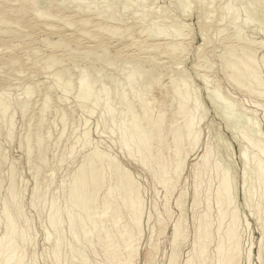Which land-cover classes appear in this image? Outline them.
I'll use <instances>...</instances> for the list:
<instances>
[{
    "label": "rangeland",
    "instance_id": "1",
    "mask_svg": "<svg viewBox=\"0 0 264 264\" xmlns=\"http://www.w3.org/2000/svg\"><path fill=\"white\" fill-rule=\"evenodd\" d=\"M0 1H1L0 7H3L2 9H3V11H5V12L0 11V20H1L0 21V65H1L0 66V92L1 91L3 92L4 91L3 89L6 90L5 92L8 91L7 94L10 92L9 93L10 96L9 95L8 96H9V99L12 101L11 102L9 99L6 100L8 102V104L11 103V104H9V106L10 105L11 106H10V108H9V106L7 107L8 112H7V110L5 111L6 114L5 113H4L5 115L3 114V118L7 115H8V117L7 118L5 117L6 119L5 118L3 119L2 114L0 113V151H1L0 152V180H1L0 181V187H1L0 188V236L5 231V230H3V229H5L4 228L5 215L2 213V207H3L2 205L4 204L5 199H7V196H8L7 194H9V185H10L9 179L14 178L13 180L16 181L15 186L17 187L16 188V192H17L16 196L17 197L15 196L16 198L12 199V204H14V202H15L14 199L15 200L17 199V202L13 206V208L15 210L13 208L12 209H13V214L15 213L16 215L15 214L14 215L16 217L18 216L17 214L19 212H20L19 216H21L18 218V220L16 219V221H17L16 223L18 224V225L17 224L16 225H17L18 229L20 228V229L25 230V232L27 231L26 233H28V236L31 239V240H29L30 242L26 243V245H27V246L25 245L26 248L25 247L23 248V251H22V252H24L23 253V259H22L23 261L20 262L19 264H32L34 260H35L34 263H36V264H44V263L45 264H54V263L55 264H59V263L60 264H74V263L75 264H81V263L82 264H84V263H86V264H88V263L89 264H102V263L103 264H109V261L106 259L105 254H103L104 247L100 243H98L97 240H95L96 237H93L89 241V243L91 241H92V243L89 244V243H87L88 241L83 242V238H82L84 236L83 231L77 230L79 232H76L77 234L74 233V234H76L75 236L70 235V232H67L68 231L67 227L69 225V222H68L69 219L67 220L68 216L71 215L70 216L71 218H73V217H75L76 219L78 218V212L74 209V207L71 203V199L69 198L70 194L68 193L69 192L68 186H70L71 183L73 182L72 177L74 178V176L77 175L75 172H77V169H79V164H80V166H81V164L85 165L87 163L85 160H87L88 156L89 155L91 156V154H93V152H96V149H97V152H99L100 155H102V156H100L101 158L99 157L100 165L97 164L96 167L98 166L99 169H103V170H104L103 166L107 167V168L105 167V171L103 172V175H105L106 177L105 176L103 177V175H102L101 179L106 180V178H107L108 179L107 182L108 181H111V182L112 181L113 182L118 181L119 177H117V176H119L120 174L117 172L124 171V172L129 173V175L131 177H133L134 181L136 180L137 184H139L138 185V193L139 192L140 193L138 195H140L139 196V198L141 200L140 203H142L144 208L141 205L142 208H141L140 213H142V215H141V217H139V219L140 220L142 219V220H141V222L138 221L137 228H134V230L136 229L137 231L135 230L136 232L134 231V233H132L133 230L130 231L131 232L130 234L133 235L132 236L133 238H131L132 243L136 245V249H137V251L135 250L136 253H134L135 255H134V258L132 260L133 264H185V262H186L185 260L189 256L188 251L192 248V246L194 244L193 242H195L197 240L196 242H198V244H200L198 239H200V242L202 243L200 245L205 247V248L202 247L203 250H205L204 251V256L206 257L205 264H215L214 261L216 259V255H217L216 243L218 241L217 239L219 238V235L217 234V230L215 229L216 228V222H217L216 221L217 220V213H218V211L216 209L217 207H216V204L214 201L215 200L214 194H215V189H216V185H215L216 184L215 183L216 178L214 177V175L212 173H209L207 175V177L209 176L208 179H207L206 175H204V179L205 180L207 179L208 184L204 183V182H206L205 180L202 181L201 185L198 188V193L196 194L197 197H195V195H193V194H195L194 189H197L196 183H194L196 180H195V177L193 176L194 175L193 174L194 172H192L193 168L191 169V166L193 167L194 162L204 152L206 146L211 151L210 160H212L213 163H216V165L219 166L220 171L223 172V170H221V169H224L225 171H228L227 170L228 168L230 169L226 173L230 172V174H229L230 176H228V177L230 178L231 190H232L231 191V197H232L231 199L233 200L231 206H233L234 208H237V210H238V211L236 210L238 212L237 214L239 216V226H238L239 230H238V232H239V236L241 237L240 256L237 259L236 264H264V256H263L264 254L260 256L257 252V250L260 249V248H258V247H260L259 246L260 242L262 244L264 243V241L262 242V236H264V234H262V232H264V213H263L264 212V202H263L264 199H262V198L264 197L263 196L264 193H263L262 197H260V194L264 190V188H263V190L261 189L262 187L259 188L260 186H258V184H257L259 182H257V180H256V178H257L255 175L256 173L253 174L254 169H252L253 171L251 170V172L249 171L250 168H253V166L250 165L252 163H249L248 167L246 166V168H248L249 172L247 171V174L244 175V177L242 176L243 169L245 167L242 166L243 163L240 160V154L242 153V151L247 150L246 152H247L248 156L249 157L251 156L250 158H252L256 154V152L258 153V151H260L261 149L264 150V148L262 146L264 144V131H263L264 130V110H263L264 109V106H263L264 97L262 98V96H264V95H260L261 93L259 94V92H258L259 89L257 91L256 90L257 87L255 88V86H253L252 82L250 84V81L246 82L243 80L242 82L243 83L245 82L244 84L242 83L243 86H240V87H237L238 85L235 86L236 81L235 80H234L235 82L233 81V79H235V78L233 77V75H230L229 72L227 73V71L224 68V65H225L224 64V62H225L224 58L227 54L229 57V53L226 52L227 46H229V45L230 46L231 45L236 46L237 44L244 43L245 40H247V42L252 41L254 43H256V41H257L256 44H258V45L256 46V48H253V52H254L253 54L255 56L254 59L256 58L255 60L257 62L255 61L253 66H255L254 71L256 69V73H257L256 75H258L257 77L262 78V79H259V81L262 82V86L264 87V68H263L264 62H262L263 61L262 54H264V0H145V1L143 0L144 1L143 4H142L143 1H141V0L140 1L138 0V2H137V0H122V1L121 0H119V1L118 0H108V2H106L107 4L104 3L107 0H104V2H103V0H87V1H85V0H80V1L79 0H70V1L69 0H64V1L63 0H60V1L59 0H50V1H52V3L50 2L47 4H43L44 5V6L42 5L43 7L42 6L40 7L39 4L37 5V3H36L35 7L37 8V6H39V8H37L38 10H43V9L49 8V9L54 11V14L60 15V18L50 17V18H46V19H43L42 17L36 15L32 11V9H30L31 6L27 2L28 0H23V1L0 0ZM65 1H66V4H65ZM82 1H85V4L87 6H89V5L90 6L94 5V6L87 7L86 5H84V3H82ZM60 2H62V3H60ZM70 2H72L75 5H72ZM90 2H91V4H89ZM97 2L99 4H97ZM132 2H137V3H132ZM59 3L61 5L63 3L64 4L62 6H60V5H58ZM94 3H96L97 6ZM108 3H110V4H108ZM124 3L126 5L123 6V8H122L121 5H124ZM102 4H106V6L107 5H109V6L106 7L105 5L103 6ZM133 4H135V5H133ZM146 4H147V6H146ZM225 4L228 5V8H230V9L226 8L227 6ZM80 5H84V6H80ZM178 5H179V7H177ZM137 6L138 7L140 6V8H137ZM19 7L22 11L20 10L18 12L17 8H19ZM23 7H24V9H23ZM81 7H83L84 9H81ZM104 7L108 10L109 9H111V10H109V12H108V10H106ZM114 7H115V9H114ZM176 7H177V9H176ZM224 7H225V11L223 9ZM87 8H88V10H87ZM95 8H97V10ZM121 8H122V10H121ZM143 8H144V11H143ZM6 9H7V11H6ZM25 10H27V11H25ZM94 10L99 11V12L103 11V12L102 13L100 12L101 13L100 14L98 12L97 13L94 12ZM74 11H76V12H74ZM175 11H177V12H175ZM116 12H118V13H116ZM172 12H173V14H172ZM73 13H76V15H75L76 19L80 18L82 16H84V17L87 16L89 21L85 25L79 24L78 22H72L71 24H66L62 18H65L68 15H72ZM105 13H106V15H105ZM114 19H115V21H114ZM247 19H248V21L246 22ZM98 20L101 21L100 23H102V22L104 24L107 23V25L113 24L112 26H116L117 31H114V33H109L107 31H104L101 28H99V26H95L94 21H98ZM44 23L48 24V26H45ZM153 23L154 24L156 23V25H153ZM157 23H160L161 25L157 24ZM153 26H155V27L157 26V27L152 28ZM159 26H160V28H159ZM162 26H164V27H162ZM165 26L168 29L167 28L163 29V28H165ZM148 27H149V30L151 29L150 32L148 30ZM172 27L175 31H176V29L178 31L180 30L179 32L176 31V32H178L179 37L183 33L186 35L183 34L184 37H183V35H181L182 38L180 37V39H179V37H177V38L174 37L175 34H176L175 36H177V33L176 32L173 33L174 30L170 29ZM127 28L128 29L130 28V29L127 30ZM143 28L145 31L143 30ZM160 29H161V31L162 30L164 31V32L162 31L164 33V35L160 31ZM167 30H170V31L168 32ZM171 30H172V32H171ZM151 31H153L154 33ZM148 32H149V34H148ZM167 32L170 34H167ZM151 33H152V35H151ZM158 34H160V37ZM148 35H150L151 37ZM164 36H166L168 39ZM145 37H148V38H145ZM154 37H155V39H157V37H158V39L163 40V41L165 40L166 42L168 40H169V42L179 41L180 43H184L185 45L183 44L182 47H180L181 49H179L180 52L177 51L176 52L177 54L175 56L173 55L174 57H171V58H170V56L172 54L166 53V52L163 53L158 49H146L145 51L138 49V43H140L142 40L143 41L146 40V42H149L150 39L155 40ZM245 37H247V38L245 39ZM41 38H43V39H41ZM59 38H64L63 43H65V45L67 47L66 46H60L58 48H53L51 46V44L49 45L50 42L48 43V41L54 42ZM169 38H171L172 40H170ZM45 39L48 41H46ZM97 41H100L99 44L101 46L106 45V44L109 46V49L104 53L107 60H103V62H101V60L99 58L96 59L94 57L95 55L86 56V54H84V52L87 50L88 46H93L95 42L97 43ZM185 41H186V43H185ZM6 46H8V48H6ZM10 46H12V47H10ZM49 46L53 49H51ZM71 46H73L74 49L71 50ZM236 48H237L236 50H238V46H236ZM33 49H35L34 50L35 52L33 51ZM51 54L56 55V57L58 56L57 57L58 59H60L61 56L63 57V58H61L63 61L61 63V65L66 68V71L64 70V71L58 72L57 69L55 68V66H51V65H48L46 63V61H45V60H47L46 58ZM127 54L136 55L133 58V60H135V61H136V59L144 58L143 59L144 62L141 61V63L139 64L133 60L127 61L126 60ZM14 58L18 59V60H15ZM10 60L12 61L13 64H9V63H11ZM87 60H88V63H87ZM99 60H100V62H99ZM13 61L14 62L17 61V62L14 63ZM105 61H107V62H105ZM144 63H145V65H144ZM152 63H158V66L152 68V69H154L153 71H152V69H150L152 67L151 65H153ZM148 69L151 70L152 72L147 71ZM95 70H96V72L98 71L99 74L94 73ZM144 70H145V72H144ZM82 71H84V72H82ZM90 73L92 75H90ZM145 73H146V75H149V74H151V75H149V77H148L145 75ZM86 74H87V76L89 75V77H87ZM80 76H85V78L87 77L86 79L90 82V87L92 90L91 93L93 94L92 98H90L91 100L88 99L89 101L86 100V102L82 101L81 99L75 98V96L77 97V93H78V89H79V86H78L79 80L81 78H83ZM106 76H108V77H106ZM186 76L188 77L187 79L185 78ZM150 77L151 78L153 77L154 81H153V78L150 79ZM181 77L184 79V81L188 80V81H186V84H187L186 87L188 89L187 88L186 89H187L189 99L191 100V101L189 100V106L188 107H189L190 111L192 110L193 114L197 117L195 119L200 118V122L198 124L199 126L197 125L198 126L197 130L199 129V133H201V135H199L200 141L198 142L196 147L193 149L192 152H190L186 156V159H184V162H185L184 168L181 169V172H180L181 174H179V176L177 177V179H176L177 181L174 180V184H175L174 186L175 187L172 189L171 193L168 196V201L165 203V197H164L165 196V186H163L165 184H164V180L162 179L164 177H160L161 179L156 177V178H158V180H156V178L153 177V176H157V175H155L156 172L154 170L150 169L151 164L149 161H147L149 163H147V162L146 163L150 165L149 166L150 168L146 167L148 165H145V164L141 165L140 162L136 160V158H132V157L128 156L127 154H125V153H127V151H126V148H125L126 152L124 151V146L122 145V142H123L122 138L124 135L126 136V134L128 133L126 129L130 130V128H129L130 123L129 122H130V119H132L131 115H133V113L138 114L140 112V109H138V107L140 108L141 100H146L148 102L150 101L149 107L151 110L150 113H152L151 115L154 116V115H158L159 113L162 114L161 115L163 117V119H162L163 123L162 124L165 123L164 125L166 126L165 127L166 130H164L165 129L164 127H162V129L164 128L163 130L161 129L162 132H165V133H162V135H163L162 137L165 138V140L169 139V136L167 134V131H168L167 128H169V126H170V123L172 121V116L175 112V108L177 107L176 105L178 102L176 97L171 93L173 91H171L170 86L179 87V85H180V88H183L184 90H186L185 87L182 86L183 80ZM113 78H114V80H113ZM115 79L116 80L118 79V80L116 81ZM132 80L135 83V84H133V88L130 87V85H129V82ZM155 80H156V84H155ZM70 81H71V83H70ZM136 81H137V83H136ZM66 82L70 83V85L68 83V85H69L68 87H67ZM175 82H177V83H175ZM210 82H212V83L210 84ZM215 83H216V85H215ZM91 84H92V86H91ZM146 84L148 85L146 87L147 89L145 88L146 90L143 88L140 89L142 86H145ZM93 85H94V87H93ZM136 85L138 86L141 93L140 92L137 94L135 93V92H137V87H134ZM100 86H101V88H100ZM103 86H104V88H103ZM113 86H114V88L116 86L117 88L120 87L122 89H119V88L114 89V88H112ZM128 86H129V88H128ZM217 86L220 87L221 89L220 88L218 89ZM251 86H253V87H251ZM27 87H31V90H30V94L28 96H25L22 92H24V90ZM94 88H95V90H93ZM134 88H136V89H134ZM215 88L217 89V91H215ZM102 89L103 90L106 89V92L108 93V95L107 94L105 95V94H103L105 92H102V94L105 95V96H103L100 93L101 91H103ZM48 90H49V94H50V102H47V106H46V103L43 102L44 100L42 98H44L43 94ZM97 90L100 91L99 94H98ZM116 90H118V91H116ZM211 90H213L214 93ZM220 90L222 91V93ZM64 91H66V92H64ZM133 91H135V92L133 93ZM142 91L144 93H146V94H144V96H142L143 95ZM167 91H168V93H167ZM262 91L264 92V88ZM119 92H121V94L125 92L126 95L124 94V96H125V98H123L124 100L120 99L119 98L120 96L118 97V95L120 94ZM116 93H117V95H116ZM147 93H149V94H147ZM215 93L217 95L216 100L214 97V96H216ZM249 93H253V94H249ZM95 94H96V96H94ZM140 95L142 97H140ZM209 95L211 97H209ZM223 95L226 98L228 96L229 100H228V98L227 99L224 98ZM111 96H113V97L111 98ZM219 96H221L220 98L223 97L224 99H226V101L221 100L219 98ZM95 97H97L96 99H98V100H96ZM116 97H117V99H116ZM172 97L174 99H172ZM99 98H101V99L99 100ZM153 98L156 101L155 103H154V101H152ZM209 98H212V101L209 100ZM199 99H200V101H199ZM92 100L93 101L96 100L97 102L96 101L93 102ZM104 100H105V102L103 103ZM138 100H140V101H138ZM192 100H193V102H192ZM217 100H219V104H217L218 103ZM230 100H232V101H230ZM79 101H82V102H79ZM107 101L109 103H107ZM229 101L232 103L234 102V103L229 104L228 103ZM119 102H121V103H119ZM168 102H170V104H168ZM213 102H216V103H214V105L217 104L216 105L217 110L215 109L216 106L213 105ZM257 103L259 104V106L256 105ZM109 104H111V105L109 106ZM239 104L242 105L243 107L245 106L244 108H246L248 110L254 111V113L252 112V114L249 115V117H247L248 115L244 116V113L242 114V112L240 110L238 111V109L240 107ZM103 105L106 107V109L108 108L107 110L109 112H111V114L109 112L107 113V111ZM220 105H221V107H220ZM232 105H234L235 107H237V105H238L239 107H237L238 109L237 108L235 109ZM226 106H227V108H226ZM86 107H87V109H86ZM90 108L93 109L94 111H92V113L89 114L88 111ZM130 108H131V111L129 110ZM193 108H196V109H193ZM220 108L225 109L226 112ZM109 109H115V110L110 111ZM231 109L233 110V112ZM102 111L103 112L105 111V113H103ZM113 111L116 112L115 115L119 116V118H117V116L114 115ZM221 111H224V112H221ZM61 112H63V113L65 112L66 114L63 116L62 115L63 113H61ZM236 112H237V114H236ZM238 112H239V115H238ZM41 113H42V117L40 115ZM163 113H164V115H163ZM220 113H222L223 116ZM233 113L236 116H234ZM226 114L228 116L230 115L231 117L230 118L227 117ZM101 115H103V116H101ZM113 115H114V117H113ZM120 115H122V116L120 117ZM220 115L223 117V119H221L222 117ZM61 116L63 117V120H62ZM110 116H112L114 119L115 118L116 119L115 120L113 118L109 119ZM130 116H131V118H130ZM234 117H236V118H234ZM256 117H258V118H256ZM9 118L12 120V126H11L12 128L7 127L9 124L8 122L10 121ZM121 118H123V119H121ZM177 118H180V119H177ZM233 118L236 121H233L234 120ZM239 118H241V119H239ZM181 119L182 118L177 115L176 119H174V120H176V122H179ZM65 120H66V122H65ZM221 120H225V121L227 120L226 122H228L229 124L227 125V123H225V121H221ZM85 121H86V123H85ZM126 121L128 124L122 123V122H126ZM247 121H249V123ZM28 122H29V126H28ZM118 122H121V123H118ZM234 122H236V123H234ZM238 122H239L240 127H239V125H237ZM250 122H251V124H250ZM232 123L236 124V125L232 126L233 125ZM243 123L247 124V125H244ZM255 123H257V124L255 125ZM230 124H232L231 128H230ZM252 124L255 125L256 128ZM121 125L124 127V129H121V127H122ZM197 126H195V127H197ZM225 126L229 132L226 131ZM236 126H237V128H236ZM245 126H247V127L245 128ZM227 127H229V128H227ZM233 127H235V128H233ZM9 128H11L10 129V135L8 134L9 131L7 132V129H9ZM229 129L230 130L235 129V130L230 132ZM258 129H260V130H258ZM85 130H86V132H85ZM82 132L85 136H87V135L88 136L85 137L82 134ZM238 132H239V134H238ZM241 132H243L245 134L248 133V134L245 135ZM35 134H36V136H39L38 138L40 140H41V137L43 136V138H42L43 140H41L40 144H39L42 147L38 146V144L36 145L35 139L37 137L35 136ZM257 134H259V135H257ZM127 135H129V134H127ZM81 136L82 137L84 136L85 138L83 137L84 138L83 139ZM30 137H31V139H30ZM251 137H252V139H251ZM28 138L30 139V141ZM249 139H251V140H249ZM83 140H84V143L86 145L85 144L83 145V143H82ZM251 141L253 144H254V142H256L254 145L258 149H256L253 144L249 145V143ZM220 142H221V144H220ZM26 143H28V144H26ZM120 143H121L122 147H120ZM222 143H223V145H222ZM252 145H253V147H252ZM257 145L260 147V149ZM29 146H31V147H29ZM26 147H28L29 151L26 149ZM32 148H33V150H32ZM71 148L73 149V151ZM120 148L121 149L123 148L122 149L123 151ZM153 148L156 149V146H153ZM227 148H228V150H227ZM245 148H246V150H245ZM91 150L92 151L94 150V151L92 152ZM250 150H252V151H250ZM256 150H258V151H256ZM26 151L27 152L31 151V152L27 153ZM40 152H41V155H43L42 159H43V162L45 164L43 162L39 161ZM152 154H153V152H152ZM155 154L156 153L154 152V155ZM260 155H261L262 160L264 161V157H262V155H264V152L263 151L260 152ZM103 156H105V157H103ZM227 156H228V158H227ZM113 158L116 159V160L114 159L116 162L113 161ZM106 160L108 162H106ZM102 161H105L107 163V165H105L106 164L105 162L103 164ZM117 161H118L119 166L117 165ZM263 161H261V162H263ZM84 162H86V163H84ZM226 163H228V164L226 165ZM101 164H103V165H101ZM111 164L112 165L116 164V165L112 166ZM10 165H12V166H10ZM109 165L112 166L111 170H110ZM98 168H97V170H99ZM152 168H153V166H152ZM116 169H119V170L117 171ZM10 170H11V172H10ZM30 170H31V173H30ZM112 170H114V171L112 172ZM85 171L88 175L90 170H85ZM34 172H36V173H34ZM49 173H51V174H49ZM249 173H251V174H249ZM74 174H76V175H74ZM110 175H111V177L113 176L112 177L113 180H112V178H110ZM231 175H233V176H231ZM248 175H249V177H248ZM250 175H252L251 176L252 178H250ZM16 176H18L17 179L15 178ZM48 176H50V177H48ZM245 176H247L248 179H247V177L245 178ZM70 177H71V179H70ZM213 178H214V180H213ZM231 179H232V181H231ZM178 180H179V182H178ZM208 180H209V182H208ZM246 180H248V181H246ZM19 181H21V182H19ZM101 181H102L101 183L103 186L98 187L99 191H97L98 189L96 190L98 194L97 193L95 194L96 191L93 193L94 196L98 195L97 197L95 196L96 198L94 197L95 199H93V202H92V204H94L93 208H95V209H93V211L94 210L98 211V212H96V214L100 213L99 209H97V208L99 207L100 202L102 201L103 194H105L104 192L109 190L110 188H111L110 189L111 191H115V188L112 187V185L114 184L113 186L116 187L115 184L118 183V182H115V183L110 182L111 183L110 184L109 182L105 183V181H103V180H101ZM157 181L161 182V184ZM162 181H163V183H162ZM170 181H172V180H170ZM210 181L213 184L212 183L209 184ZM244 181H246V182L244 183ZM35 183L38 185V190H39L38 195H36V196L33 195V192H32L33 188L35 187ZM103 183L106 186H104ZM12 184L14 185V183H12ZM39 185L41 187H39ZM185 185H186V187H185ZM193 185H195V186H193ZM208 185H210V186H208ZM47 186H48V188H47ZM108 186H109V189H107ZM200 187H202V188H200ZM203 188H204L205 192H204ZM209 189L211 191H209V193H207ZM259 189H261V190L259 191ZM199 190H200V192H199ZM180 191H186V192H184L185 196L182 195V196H184V197H182V199H183L182 207H181V204H180V206H178L179 204L177 202H176L177 204H175V202H174V201L178 200L177 197H180V195H179ZM246 191H247V194H246ZM45 192H46V194H45ZM200 194H201V196H200ZM248 194H249V196L250 195L252 196V197L250 196L252 199L250 201H247L245 199ZM45 196H46V198H45ZM257 196H258V198H260L259 200H261L262 202L259 200H256V199H258ZM38 198H39V200H38ZM97 198L98 199L100 198L99 201H97ZM198 200H199V202H198ZM207 200L211 203H209V202L207 203ZM38 201H40L41 203ZM51 202H55V207H58V209L55 208L56 211L54 210L56 215L61 211V213H59V216H57L58 217L57 218L58 223L56 222L55 225H53L54 224L53 222H51V223H53V224H51L47 218L48 212H49L48 210H50ZM17 203H18V205H17ZM250 203H251V205H250ZM255 203H257V206ZM45 204H46V206H45ZM95 204L96 205L98 204V205L95 206ZM214 204H215V206H214ZM21 205H22V207H21ZM59 205H60V207H59ZM63 205H65V206H63ZM69 206H70V208H69ZM37 207H39L40 209L39 208L36 209ZM64 207H67V208L64 209ZM153 208H155V209H153ZM165 209L168 210L169 212L166 213ZM207 209H209L210 211H208ZM67 210H70V211L73 210V211L70 213V211L68 212ZM155 211L157 214L155 213ZM205 211L209 213V214L207 213L209 216L207 218H208V221H211V222H209L210 225L212 224L209 228V230L212 231V234H210L212 237L209 240L210 242L203 244V242H202L203 239L200 237L201 236L200 235V233H201L200 227L201 226H198V225H200L198 219L201 217L200 215L201 214L203 215V213ZM22 212H24V213H22ZM65 212L66 213L68 212L67 216H66ZM23 214H25V215H23ZM72 214H74V215L72 216ZM262 214H263V216H262ZM128 215L129 214H127V213H125L123 215V218L120 220L121 223L120 222H119L120 224L118 223V227H117V225L111 226L112 224L110 223V221L104 223V225L111 227L113 236H115V235L118 236V233H119L118 228H120L122 226V224H124L126 221L129 223L131 220V218H129L130 216L128 217ZM59 217H61V218H59ZM181 217H183V218L181 219ZM177 219H181L183 221V223H184L183 230H186V231H183L184 235L181 236L182 239L178 242V244H177L178 247L176 246L177 249H175L176 250L175 257L176 256L177 257L176 258L173 257L175 259L171 260L172 258L171 257L169 258V256H171V253H172L171 251H173L172 250L173 245H171L172 240H173L172 239V236H173L172 231L174 228V224L177 222ZM244 220H245V222H244ZM158 221H162V226L163 225L165 226V228L162 230L161 233H159V226L160 225L158 224ZM197 223H198V225H197ZM19 224H20V226H19ZM27 224H29V225H27ZM59 224H61V226H59ZM52 225H53V227H52ZM245 225H246V227H245ZM115 227H116V230H118V231L114 230ZM26 228L27 229L29 228V229L27 230ZM197 228H198V230H197ZM30 229H31V231H29ZM47 230H48V232H47ZM199 231H200V233H197ZM54 232H56V233H54ZM47 233L49 234V236H47L48 235ZM60 233L63 236L65 234L66 235L64 236L65 239H63L64 238L63 236L61 237L62 238V244H61L62 248H60V250L57 254L58 255V257H57V255H55L52 252H53V246L55 243L54 241H55L57 235H59ZM137 233L139 234V236L137 235ZM54 234H56V235H54ZM131 235H130V237H131ZM52 236H53V238H52ZM72 236L74 239H76V241L72 238ZM184 236H185V238H184ZM47 237L49 239H47ZM32 238H34V239H32ZM66 239H69V240H66ZM259 240H260V242H259ZM135 241H136V243H135ZM77 244H79V245H77ZM42 245H43V247H42ZM101 246H102V248H100ZM69 248L70 249L72 248V250H70ZM47 249H48V251H47ZM94 249H95V251H94ZM250 249H251V252H250ZM28 250H29V252H28ZM64 251H66V253ZM72 251H73V254H72ZM77 252H78V254H77ZM64 253H65V255H64ZM24 254H26V255H24ZM53 255H55V258H59V260L61 258V260L57 261L56 259H54ZM247 255H248V258H250V259L246 258ZM63 258H64V260H63ZM79 258H80V260H78ZM121 258H123V256ZM193 258H194V256H193ZM29 259L32 263L31 262L28 263ZM52 259H54L53 262H52ZM75 259H76V262H75ZM81 260L82 261L85 260V261H83L84 263ZM0 261H1V259H0ZM168 261H169V263H168ZM193 263L196 264L195 260H193Z\"/></svg>",
    "mask_w": 264,
    "mask_h": 264
},
{
    "label": "bare ground",
    "instance_id": "2",
    "mask_svg": "<svg viewBox=\"0 0 264 264\" xmlns=\"http://www.w3.org/2000/svg\"><path fill=\"white\" fill-rule=\"evenodd\" d=\"M15 1H17V0H15ZM18 1H23V0H18ZM49 1V2H48ZM60 1V0H59ZM58 1V2H59ZM64 1V0H63ZM62 1V2H63ZM70 1V0H69ZM80 1V0H79ZM85 1H87V0H85ZM85 1H82V3H84V5H86L85 4ZM119 1V0H118ZM122 1V0H121ZM140 1V0H139ZM141 1H143V0H141ZM145 1V0H144ZM144 1L142 2V4L144 3ZM1 2V1H0ZM29 4H30V9H32V11L36 14V15H38V16H40V17H42L43 19H46V18H50V17H54V18H60V15H57V14H54V11L53 10H51V9H49V8H47V9H43V10H38L37 8H39V6L41 7L43 4H47V3H52V1H50V0H28L27 1ZM34 2V3H33ZM62 2H60V3H62ZM68 2V1H67ZM74 2V1H73ZM89 2V1H88ZM103 2H104V0H103ZM106 2H108V0L107 1H105L104 3H106ZM130 2V1H129ZM137 2H138V0H137ZM137 2H132V3H137ZM163 2V1H162ZM169 2V1H168ZM26 3V2H25ZM37 3V5L39 4V6H37V8L35 7V4ZM58 4V5H60V6H62L61 4ZM72 5H75V4H73L72 2H70ZM76 3V2H75ZM78 3V2H77ZM65 4H66V1H65ZM89 4H91V2L89 3ZM95 5H96V3H94ZM97 4H99L98 2H97ZM107 4V3H106ZM106 4H102L103 6L105 5L106 6ZM108 4H110V3H108ZM119 4V3H118ZM121 4V3H120ZM141 4V3H140ZM178 4V3H177ZM0 5H1V3H0ZM3 5V4H2ZM51 5V4H50ZM55 5V4H54ZM57 5V4H56ZM79 5V4H78ZM84 5H80V6H84ZM101 5V4H100ZM126 4L124 3V5H121L122 6V8H123V6H125ZM133 5H135V4H133ZM145 5V4H144ZM174 5V4H173ZM226 5V4H225ZM8 6V5H7ZM44 6V5H43ZM42 6V7H43ZM49 6V5H48ZM65 6V5H64ZM67 6V5H66ZM87 6V5H86ZM90 6V5H89ZM89 6H87V7H89ZM91 6H94V5H91ZM90 6V7H91ZM97 6V5H96ZM95 6V7H96ZM102 6V7H103ZM107 6H109V5H107ZM106 6V7H107ZM131 6V5H130ZM129 6V7H130ZM146 6H147V4H146ZM145 6V7H146ZM149 6V5H148ZM165 6V5H164ZM227 7L226 8H228V5H226ZM18 7V6H17ZM50 7V6H49ZM53 7V6H52ZM78 7V6H77ZM112 7V6H111ZM151 7V6H150ZM149 7V8H150ZM177 7H179V5L177 6ZM177 7H176V9H177ZM3 7H0V11H2V12H5V11H3V9H2ZM10 8V7H9ZM14 8V7H13ZM46 8V7H45ZM105 8V7H104ZM110 8V7H109ZM113 8V7H112ZM117 8V7H116ZM122 8H121V10H122ZM137 8H140V6L138 7L137 6ZM136 8V9H137ZM8 9V8H7ZM7 9H6V11H7ZM15 9V8H14ZM23 9H24V7H23ZM26 9V8H25ZM81 9H84L83 7H81ZM86 9V8H85ZM90 9V8H89ZM96 10H97V8H95ZM102 9V8H101ZM106 9V8H105ZM114 9H115V7H114ZM125 9V8H124ZM127 9V8H126ZM148 9V8H147ZM224 9V11H225V7L223 8ZM228 9H230V8H228ZM227 9V10H228ZM21 9H20V7L19 8H17V11L19 12ZM58 10V9H57ZM76 10V9H75ZM87 10H88V8H87ZM86 10V11H87ZM106 10H108V9H106ZM109 10H111V9H109ZM109 10H108V12H109ZM170 10V9H169ZM22 11V10H21ZM25 11H27V10H25ZM80 11V10H79ZM91 11V10H90ZM89 11V12H90ZM143 11H144V8H143ZM172 11V10H171ZM180 11V10H179ZM73 12V11H72ZM74 12H76V11H74ZM78 12V11H77ZM94 12H98V13H100L99 11H95L94 10ZM103 12V11H102ZM101 12V13H102ZM106 12V11H105ZM119 12V11H118ZM118 12H116V13H118ZM175 12H177V11H175ZM228 12V11H227ZM100 13V14H101ZM142 13V12H141ZM95 14V13H94ZM99 14V15H100ZM140 14V13H139ZM172 14H173V12H172ZM180 14V13H179ZM75 15H76V13H73L72 15H68V16H66L65 18H62L63 19V21L66 23V24H71L72 22H78L79 24H82V25H85L88 21H89V19H88V17L87 16H82V17H80V18H75ZM105 15H106V13H105ZM114 15V14H113ZM98 16V15H97ZM101 16V15H100ZM104 16V15H103ZM111 16V15H110ZM108 17V16H107ZM114 17V16H113ZM112 18V17H111ZM110 18V19H111ZM115 18V17H114ZM1 21V20H0ZM114 21H115V19H114ZM248 21V19L246 20V22ZM101 21H94V23H95V26H99V28H101L102 30H104V31H107V32H109V33H114V31H117V28H116V26H112V25H107V23L106 24H104L103 22L102 23H100ZM113 22V21H112ZM45 24V26H48V24H46V23H44ZM110 24V23H109ZM157 24H160V23H157ZM249 24V23H248ZM50 25V24H49ZM150 25V24H149ZM153 25H156V23L154 24L153 23ZM161 25V24H160ZM163 25V24H162ZM167 25V24H166ZM173 25V24H172ZM152 26V25H151ZM158 26V25H157ZM156 26V27H157ZM183 26V25H182ZM143 27V26H142ZM155 26H153L152 28H154ZM155 27V28H156ZM162 27H164V26H162ZM169 27V26H168ZM178 27V26H177ZM159 28H160V26H159ZM167 27L165 26V28H163V29H166ZM130 29V28H129ZM128 28H127V30H129ZM158 29V28H157ZM156 29V30H157ZM168 29V28H167ZM170 29H173V27L172 28H170ZM180 29V28H179ZM143 30H144V28H143ZM148 30H149V27H148ZM151 30V29H150ZM150 30H149V32H150ZM174 30V29H173ZM145 31V30H144ZM160 31H161V29H160ZM163 31V30H162ZM161 31V32H162ZM168 32L170 31V30H167ZM176 31H178L177 29H176ZM175 30H174V32L173 33H175L176 32ZM180 31V30H179ZM178 31V32H179ZM143 32V31H142ZM149 32H148V34H149ZM151 32H153V31H151ZM156 32V31H155ZM160 32V33H161ZM164 32V31H163ZM162 32V33H163ZM167 32V34H170V33H168ZM171 32H172V30H171ZM178 32H176L177 33V36H175L174 35V37H179V35H178ZM154 33V32H153ZM182 33V32H181ZM180 33V34H181ZM184 34V33H183ZM183 34H181V35H183ZM60 35V34H59ZM151 35H152V33H151ZM159 35V37H160V34H158ZM162 35V34H161ZM163 35H164V33H163ZM162 35V36H163ZM166 35V34H165ZM181 35H180V37H181ZM184 35H186V34H184ZM184 35H183V37H184ZM148 36H150V35H148ZM167 36V35H166ZM166 36H164V37H166ZM60 37V36H59ZM151 37V36H150ZM163 37V38H164ZM169 37V36H168ZM171 37V36H170ZM180 37H179V39H180ZM240 37V36H239ZM145 38H148V37H145ZM167 38V37H166ZM172 38V37H171ZM171 38H169L170 40H172ZM182 38V37H181ZM241 38V37H240ZM247 37H245V39H246ZM41 39H43V38H41ZM154 39H155V37H154ZM165 39V38H164ZM168 39V38H167ZM184 39V38H183ZM244 39V40H245ZM250 39V38H249ZM46 40V39H45ZM145 40V39H144ZM149 40V39H148ZM147 40V41H148ZM13 41V40H12ZM46 41H48V40H46ZM95 41V40H94ZM246 41V42H245ZM244 41V43H240V44H237L236 46H238V50H236L237 48H236V46L234 45H229V46H227L226 47V52L227 53H229V57H228V54L225 56V58H224V68H225V70L227 71V73L229 72L230 73V75H233V77L235 78V79H233V81L235 80L236 81V83H235V86L236 85H238L237 87H240V86H243V84L245 83H243L242 81L244 80V81H246V82H248V81H250V84H251V82H252V84H253V86H255V88H256V90L258 91V89H259V94L260 95H264V92L262 91L263 90V86H262V82H260L259 81V79H262V78H258L257 76L258 75H256L257 73H256V69H255V71H254V68H255V66H253V64L255 63V59H254V52H253V48H256V46L258 45V44H256L257 43V41H256V43H254V42H247V40H245ZM254 41V40H253ZM50 42V43H49ZM64 42V38H59V39H57L56 41H54V42H51V41H48V43H49V45L51 44V46L53 47V48H58V47H60V46H66L65 45V43H63ZM182 42V41H181ZM47 43V42H46ZM47 43V44H48ZM100 41H97V43L95 42L94 43V45L93 46H88V48H87V50L84 52V54H86V56H88V55H95L94 57L96 58V59H100L101 60V62H103V60H107L106 59V56H105V52L109 49V46L106 44V45H103V46H101L100 44ZM185 43H186V41H185ZM188 43V42H187ZM184 43H180L179 41H177V42H175V41H173V42H169V40L166 42L165 40L163 41V40H160V39H158V37H157V39H155V40H151L150 39V41L149 42H146V40L145 41H141L140 43H138V49L139 50H142V51H145L146 49H158V50H160L161 52H163V53H170V54H172L171 56H170V58L171 57H174L177 53V51L178 52H180V50L179 49H181L180 47H182V45H183ZM185 45V44H184ZM187 45V44H186ZM260 46V45H259ZM258 46V47H259ZM10 47H12V46H10ZM50 47V46H49ZM67 47V46H66ZM184 47V46H183ZM6 48H8V46H6ZM51 48V47H50ZM53 48H51V49H53ZM72 49H74V47L73 46H71V50ZM185 49V48H184ZM35 49H33V51H34ZM35 52V51H34ZM122 52V51H121ZM33 53V52H32ZM52 53V52H51ZM53 54V53H52ZM49 55L46 59L47 60H45L46 61V63L48 64V65H51V66H55V68L57 69V71L58 72H60V71H66V68L65 67H63L62 65H61V63L63 62L62 61V59L61 58H63L62 56H61V58L60 59H58L57 57H56V55ZM33 55V54H32ZM174 55V56H173ZM134 56H136V55H134V54H127V61L128 60H133V58H134ZM28 58V57H27ZM261 58V57H260ZM15 59V58H14ZM143 59L144 58H142V59H136V61L135 60H133V61H135V62H137V63H141V61H143ZM262 59H263V61L262 62H264V54H262ZM15 60H18V59H15ZM95 60V59H94ZM100 60H99V62H100ZM11 61V60H10ZM9 61V62H10ZM44 61V62H45ZM261 61V60H260ZM14 62V61H13ZM15 62H17V61H15ZM14 62V63H15ZM36 62V61H35ZM105 62H107V61H105ZM144 62V61H143ZM152 62V61H151ZM257 62V61H256ZM87 63H88V60H87ZM148 63V62H147ZM9 64H13L12 63V61H11V63H9ZM104 64V63H103ZM153 65H151L152 67L150 68V69H152V68H154V67H156V66H158V63H152ZM163 64V63H162ZM258 64V63H257ZM47 65V66H48ZM107 65V64H106ZM109 65V64H108ZM144 65H145V63H144ZM150 65V64H149ZM256 65V64H255ZM263 65V64H262ZM261 65V66H262ZM1 66V65H0ZM140 66V65H139ZM162 66V65H161ZM72 67V66H71ZM85 67V66H84ZM259 68V67H258ZM264 68V67H263ZM95 69V68H94ZM142 70V69H141ZM154 69H152V71H153ZM161 70V69H160ZM143 71V70H142ZM147 71H150V72H152L151 70H147ZM225 71V72H226ZM260 71V70H259ZM79 72V71H78ZM82 72H84V71H82ZM86 72V71H85ZM144 72H145V70H144ZM62 73V72H61ZM81 73V72H80ZM79 73V74H80ZM92 73V72H91ZM90 73V75H92ZM94 73H98V71L96 72V70L94 71ZM89 74V73H88ZM99 74V73H98ZM101 74V73H100ZM154 74V73H153ZM81 75V74H80ZM83 75V74H82ZM85 75V74H84ZM109 75V74H108ZM145 75H146V73H145ZM149 75H151V74H149ZM149 75H146V76H148L149 77ZM227 75V74H226ZM86 76H87V74H86ZM111 76V75H110ZM185 76V75H184ZM80 77H83V78H81L80 80H79V89H78V93H77V97L75 96V98L77 99H81L82 101H84V102H86V100H88V99H90V98H92V90H91V87H90V82L86 79L87 77H89V75L85 78V76H80ZM95 77V76H94ZM106 77H108V76H106ZM113 77V76H112ZM204 77V76H203ZM228 77V76H227ZM232 77V76H231ZM115 78V77H114ZM114 78H113V80H114ZM147 78V77H146ZM153 78V77H152ZM151 77H150V79H152ZM182 78V77H181ZM186 79L188 78L187 76L185 77ZM205 78V77H204ZM230 78V77H229ZM67 79V78H66ZM95 79V78H94ZM180 79V78H179ZM185 79V80H186ZM206 79V78H205ZM231 79V78H230ZM241 79V80H240ZM68 80V79H67ZM111 80V79H110ZM112 80V81H113ZM116 80V79H115ZM118 80V79H117ZM116 80V81H117ZM181 80V79H180ZM182 86H184L185 87V89L187 88L186 86H187V84H186V81H188V80H186V81H184V79L182 78ZM204 80V79H203ZM207 80V79H206ZM109 81V80H108ZM115 81V82H116ZM147 81V80H146ZM153 81H154V78H153ZM234 81V82H235ZM57 82V81H56ZM59 82V81H58ZM114 82V83H115ZM60 83V82H59ZM69 83V82H68ZM68 83L66 82V84H67V87L70 85V83H71V81H70V83H69V85H68ZM112 83V82H111ZM136 83H137V81H136ZM175 83H177V82H175ZM174 83V84H175ZM204 83V82H203ZM212 82H210V84H211ZM243 83V84H242ZM58 84V83H57ZM65 84V85H66ZM93 84V83H92ZM92 84H91V86H92ZM133 84H135L134 83V81L132 80V81H130L129 82V85H130V87H132L133 88ZM145 84V83H144ZM149 84V83H148ZM155 84H156V80H155ZM247 84V83H246ZM249 84V83H248ZM64 85V84H63ZM138 85V84H137ZM134 86V87H137V92H135V91H133V93L135 92L136 94L137 93H139L140 92V90H139V88H138V86ZM179 85V84H178ZM192 85V84H191ZM215 85H216V83H215ZM59 86V85H58ZM106 86V85H105ZM140 86V85H139ZM148 85L146 84L145 86H142L140 89H145L146 87H147ZM181 86V87H182ZM209 86V85H208ZM253 86H251V87H253ZM64 87V86H63ZM93 87H94V85H93ZM97 87V86H96ZM111 87V86H110ZM109 87V88H110ZM158 87V86H157ZM171 87V91H173V92H171L175 97H176V99H177V107L175 108V112H174V114H173V116H172V121H171V123H170V126H169V128H167V134H168V136H169V139L168 140H165V138H163L162 136V133H165V132H162L161 131V129H162V127H166L164 124H162L163 123V117L161 116L162 114L161 113H159L158 115H151L152 113H150V107H149V103H150V101L148 102V101H146V100H141V105H140V108L138 107V109H140V112L138 113V114H134L133 113V115H131L132 116V119H130V126H129V128H130V130L129 129H126L127 130V134H129V135H127L126 134V136L124 135H122L123 136V142H122V145L124 146V151H125V148H126V151H127V153H125V154H127L128 156H130V157H132V158H136V160L137 161H139L140 162V164L141 165H148V166H146V167H149L150 165L149 164H147V163H149L150 162V164H151V168L150 169H152V170H154L156 173H155V175H157V176H153V177H158V178H160V177H164V178H162L163 180H164V184L165 185H163V186H165V203L168 201V196H169V194L171 193V191H172V189L175 187L174 185V180L175 181H177L176 179H177V177L179 176V174H181L180 172H181V169L182 168H184V159H186V156L190 153V152H192L193 151V149L196 147V145L198 144V142L200 141L199 140V135H201V133H199V129L197 130V128H198V124H199V122H200V118H198V119H195V118H197L194 114H193V111L191 110L190 111V109H189V96H188V93H187V89L186 90H184L183 88H180V85H179V87H177V86H170ZM207 87V86H206ZM218 87V86H217ZM100 88H101V86H100ZM103 88H104V86H103ZM106 88V87H105ZM112 88H114V86L112 87ZM117 87L115 86V88L114 89H116ZM119 89H122V88H120V87H118ZM117 88V89H118ZM128 88H129V86H128ZM220 87H218V89H219ZM64 89V88H63ZM111 89V88H110ZM134 89H136V88H134ZM147 89V88H146ZM145 89V90H146ZM207 89V88H206ZM209 89V88H208ZM212 89V88H211ZM221 89V88H220ZM243 89V88H242ZM254 89V88H253ZM4 91L2 92H0V113L2 114V118H3V114L5 113V111L7 110V107L9 106V104H11V103H9L8 104V102L6 101V100H8L9 99V93L7 94V92H5L6 90L5 89H3ZM8 90V89H7ZM30 90H31V87H27L25 90H24V92H22L25 96H28L29 94H30ZM66 90V89H65ZM91 90V91H90ZM93 90H95V88L93 89ZM103 90V89H102ZM113 90V89H112ZM139 90V91H138ZM144 90V91H145ZM251 90V89H250ZM67 91V90H66ZM66 91H64V92H66ZM98 91V94H99V90H97ZM116 91H118V90H116ZM213 93H214V91L213 90H211ZM215 91H217V89L215 88ZM221 91V90H220ZM219 91V92H220ZM68 92V91H67ZM102 92H105V93H103V94H107L108 95V93L106 92V89H104L103 91H101L100 93L102 94ZM110 92V91H109ZM115 92V91H114ZM122 92V91H121ZM121 92H119L120 94L118 95V97L120 98V99H123V98H125V96H124V94H125V92L124 93H122L121 94ZM143 92V91H142ZM190 92V91H189ZM192 92V91H191ZM248 92V91H247ZM252 92V91H251ZM62 93V92H61ZM94 93V92H93ZM118 93V92H117ZM117 93H116V95H117ZM141 93V92H140ZM167 93H168V91H167ZM195 93V92H194ZM197 93V92H196ZM218 93V92H217ZM221 93H222V91H221ZM257 93V92H256ZM255 93V94H256ZM66 94V93H65ZM97 94V95H98ZM102 94V95H103ZM129 94V93H128ZM144 94H146V93H144L143 92V95L142 96H144ZM147 94H149V93H147ZM224 94V93H223ZM249 94H253V93H249ZM258 94V93H257ZM258 94V95H259ZM9 95V96H8ZM64 95V94H63ZM105 95H103V96H105ZM114 95V94H113ZM126 95V94H125ZM195 95V94H194ZM214 95V94H213ZM215 95H216V93H215ZM257 95V96H258ZM259 95V96H260ZM43 96H44V98H42L44 101V103H46V106H47V102H50V94H49V90L48 91H46L44 94H43ZM42 96V97H43ZM94 96H96V94L94 95ZM99 96V95H98ZM141 95H140V97H142ZM173 96V97H174ZM199 96V95H198ZM222 96V95H221ZM221 96H219V98L221 97ZM102 97V96H101ZM113 96H111V98H112ZM147 97V96H146ZM172 97V99H174ZM197 97V96H196ZM209 97H211L210 95H209ZM215 97V100H216V97H217V95L216 96H214ZM223 97H224V95H223ZM220 98L221 100H225L226 101V99L228 98V96H227V98L226 97H224V98H226V99H224V98ZM264 96H262V98H263ZM97 97H95V99H96ZM200 98V97H199ZM261 98V99H262ZM101 98H99V100H100ZM103 99V98H102ZM116 99H117V97H116ZM218 99V98H217ZM232 99V98H231ZM10 100V99H9ZM26 100V99H25ZM91 100V99H90ZM94 100V99H93ZM92 100V101H93ZM96 100H98V99H96ZM95 100V101H96ZM124 100V99H123ZM198 100V99H197ZM209 100H211L212 101V98H209ZM228 100H229V98H228ZM233 100V99H232ZM232 100H230V101H232ZM11 101V100H10ZM20 101V100H19ZM76 101V100H75ZM82 101H79V102H82ZM89 101V100H88ZM95 101H93V102H95ZM102 101V100H101ZM100 101V102H101ZM129 101V100H128ZM138 101H140V100H138ZM152 101H154V103L156 102L155 101V99L153 98L152 99ZM172 101V100H171ZM175 101V100H174ZM191 101V100H190ZM199 101H200V99H199ZM210 101V102H211ZM218 101V103L217 104H219V100H217ZM216 101V102H217ZM228 102L229 104L231 103V104H233L232 102ZM12 102V101H11ZM91 102V101H90ZM92 102V103H93ZM97 102V101H96ZM105 102V100L103 101V103ZM116 102V101H115ZM124 102V101H123ZM130 102V101H129ZM192 102H193V100H192ZM216 102H213V105H214V103H216ZM224 102V101H223ZM238 102V101H237ZM43 103V104H44ZM91 103V104H92ZM102 103V104H103ZM107 103H109L108 101H107ZM119 103H121V102H119ZM118 103V104H119ZM152 103V102H151ZM165 103V102H164ZM196 103V102H195ZM200 103V102H199ZM225 103V102H224ZM223 103V104H224ZM227 103V104H228ZM239 103V102H238ZM79 104V103H78ZM77 104V105H78ZM81 104V103H80ZM97 104V103H96ZM168 104H170V102H168ZM217 104H215L214 106H216ZM226 104V103H225ZM111 104H109V106H110ZM156 105V104H155ZM160 105V104H159ZM194 105V104H193ZM192 105V106H193ZM212 105V106H213ZM235 105V104H234ZM234 105H232L235 109L237 108V107H239V109H238V111L240 110L241 112H242V114L244 113V116H247V117H249V115H251L252 114V112L254 113V111H252V110H248V109H246V108H244L242 105H240L239 104V106L237 105V107H235ZM256 105H258L259 106V104L257 103ZM255 105V106H256ZM11 106V105H10ZM10 106H9V108H10ZM92 106V105H91ZM102 106V105H101ZM104 106V105H103ZM116 106V105H115ZM228 106V105H227ZM227 106H226V108H227ZM261 106V105H260ZM263 106H264V104H263ZM89 107V106H88ZM93 107V106H92ZM113 107V106H112ZM132 107V106H131ZM171 107V106H170ZM200 107V106H199ZM219 107V106H218ZM220 107H221V105H220ZM257 107V106H256ZM104 108L106 109V107L104 106ZM121 108V107H120ZM119 108V109H120ZM217 108V106L215 107V109ZM225 108V107H224ZM260 108V107H259ZM86 109H87V107H86ZM95 109V108H94ZM108 109V108H107ZM106 109V111H107V113L109 112L108 110ZM168 109V108H167ZM173 109V108H172ZM189 109V110H188ZM193 109H196V108H193ZM220 109H222V110H224L225 111V109H223V108H220ZM98 110V109H97ZM110 111L111 110H115V109H109ZM130 111H131V108L129 109ZM203 110V109H202ZM217 110V109H216ZM219 110V109H218ZM228 110V109H227ZM232 110V109H231ZM264 110V109H263ZM26 111V110H25ZM44 111V110H43ZM86 111V110H85ZM92 111H94L93 109H89V111H88V113L90 114V113H92ZM128 111V110H127ZM195 111V110H194ZM224 111H221V112H224ZM229 111V110H228ZM7 112H8V110H7ZM10 112V111H9ZM103 112V111H102ZM114 112V115H115V111H113ZM112 112V113H113ZM134 112V111H133ZM197 112V111H196ZM218 112V111H217ZM220 112V111H219ZM226 112V111H225ZM232 112H233V110H232ZM61 113H63V112H61ZM103 113H105V111L103 112ZM110 114H111V112H109ZM201 113V112H200ZM235 113V112H234ZM233 113V114H234ZM6 114V113H5ZM4 114V115H5ZM66 113L64 112L62 115L64 116ZM109 114V115H110ZM196 114V113H195ZM203 114V113H202ZM222 116H223V114L222 113H220ZM229 114V113H228ZM231 114V113H230ZM236 114H237V112H236ZM263 114V113H262ZM41 115V117H42V113L40 114ZM114 115H113V117H114ZM163 115H164V113H163ZM177 115L179 116V117H181L182 119L179 121V122H176V120H174V119H176V117H177ZM201 115V114H200ZM220 115V116H221ZM232 115V114H231ZM238 115H239V112H238ZM12 116V115H11ZM101 116H103V115H101ZM106 116V115H105ZM115 116H117V115H115ZM122 115H120V117H121ZM131 116H130V118H131ZM202 116V115H201ZM221 116V117H222ZM226 116L227 117H231L230 115L228 116L227 114H226ZM233 116V115H232ZM234 116H236L235 114H234ZM6 118L8 117V115L7 116H5ZM4 117V118H5ZM10 117V116H9ZM40 117V116H39ZM62 117V116H61ZM107 117V116H106ZM109 117V116H108ZM112 116H110V118L109 119H111V118H113ZM219 117V116H218ZM225 117V116H224ZM226 117V118H227ZM239 117V116H238ZM241 117V116H240ZM246 117V118H247ZM3 118V119H4ZM5 118V119H6ZM65 118V117H64ZM117 118H119V116H117ZM234 118H236V117H234ZM233 118V119H234ZM256 118H258V117H256ZM10 119V118H9ZM105 119V118H104ZM108 119V118H107ZM114 119V118H113ZM116 119V118H115ZM114 119V120H115ZM121 119H123V118H121ZM120 119V120H121ZM170 119V118H169ZM177 119H180V118H177ZM221 119H223V117L221 118ZM225 119V118H224ZM239 119H241V118H239ZM252 119V118H251ZM8 120V119H7ZM62 120H63V117H62ZM119 120V121H120ZM202 120V119H201ZM238 120V119H237ZM243 120V119H242ZM246 120V119H245ZM249 120V119H248ZM87 121V120H86ZM86 121H85V123H86ZM100 121V120H99ZM104 121V120H103ZM118 121V120H117ZM123 121V120H122ZM221 121H225V120H221ZM227 121V120H226ZM225 121V123H227V125L229 124L228 122H226ZM233 121H236L235 119L233 120ZM60 122V121H59ZM65 122H66V120H65ZM112 122V121H111ZM116 122V121H115ZM165 122V121H164ZM248 123H249V121H247ZM9 124H8V126L7 127H11L12 126V120L10 119V121L8 122ZM114 123V122H113ZM118 123H121V122H118ZM122 123H127V121L126 122H122ZM231 123V122H230ZM234 123H236V122H234ZM246 123V122H245ZM254 123V122H253ZM259 123V122H258ZM63 124V123H62ZM66 124V123H65ZM107 124V123H106ZM124 124V125H125ZM128 124V123H127ZM233 124V123H232ZM230 124V128L232 127V126H234V125H236V124ZM244 124V123H243ZM250 124H251V122H250ZM257 123H255V125H256ZM113 125V124H112ZM123 125V124H122ZM121 125V126H122ZM164 125V126H163ZM168 125V124H167ZM198 125V126H197ZM232 125V126H231ZM237 125H239V122L237 123ZM244 125H247V124H244ZM253 125V124H252ZM255 125H253V126H255ZM28 126H29V122H28ZM111 126V125H110ZM117 126V125H116ZM195 126H197V127H195ZM106 127V126H105ZM115 127V126H114ZM239 127H240V125H239ZM238 127V128H239ZM247 126H245V128H246ZM249 127V126H248ZM12 128V127H11ZM11 128H9V129H7V132L9 131V135H10V129ZM86 128V127H85ZM109 128V127H108ZM163 128V129H164ZM227 128H229V127H227ZM233 128H235V127H233ZM236 128H237V126H236ZM254 128V127H253ZM255 128H256V126H255ZM110 129V128H109ZM121 129H124V127L122 126L121 127ZM162 129V130H163ZM225 129H226V126H225ZM248 129V128H247ZM250 129V128H249ZM252 129V128H251ZM87 130V129H86ZM86 130H85V132H86ZM112 130V129H111ZM120 130V129H119ZM118 130V131H119ZM164 130H166V128L164 129ZM230 130V129H229ZM233 130H235V129H233ZM233 130H230V132L231 131H233ZM258 130H260V129H258ZM41 131V130H40ZM84 131V130H83ZM130 131V132H129ZM226 131H228L227 129H226ZM264 131V130H263ZM48 132V131H47ZM50 132V131H49ZM63 132V131H62ZM84 132V133H85ZM88 132V131H87ZM121 132V131H120ZM123 132V131H122ZM126 132V131H125ZM229 132V131H228ZM244 132V131H243ZM243 132H241V133H243ZM249 132V131H248ZM29 133V132H28ZM39 133V132H38ZM41 133V132H40ZM116 133V132H115ZM258 133V132H257ZM263 133V132H262ZM21 134V133H20ZM30 134V133H29ZM42 134V133H41ZM40 134V135H41ZM82 134H83V132H82ZM124 134V133H123ZM238 134H239V132H238ZM243 134H245V133H243ZM248 134V133H247ZM247 134H245V135H247ZM250 134V133H249ZM8 135V136H9ZM28 135V134H27ZM48 135V134H47ZM62 135V134H61ZM84 135V134H83ZM87 135V134H86ZM219 135V134H218ZM257 135H259V134H257ZM263 135V134H262ZM21 136V135H20ZM35 136H36V134H35ZM85 136V135H84ZM83 136V137H84ZM88 136V135H87ZM87 136H85V137H87ZM106 136V135H105ZM120 136V135H119ZM167 136V135H166ZM165 136V137H166ZM251 136V135H250ZM249 136V137H250ZM37 138L35 139V143H36V145L38 144V146H40L39 144H40V141L41 140H43L42 138H43V136L41 137V140L38 138L39 136H36ZM82 137V136H81ZM82 137V138H83ZM84 137V138H85ZM117 137V136H116ZM248 137V136H247ZM263 137V136H262ZM34 138V137H33ZM47 138V137H46ZM59 138V137H58ZM80 138V137H79ZM83 138V139H84ZM118 138V137H117ZM120 138V137H119ZM168 138V137H167ZM208 138V137H207ZM206 138V139H207ZM219 138V137H218ZM257 138V137H256ZM29 139V138H28ZM27 139V140H28ZM30 139H31V137H30ZM30 139H29V141H30ZM77 139V138H76ZM251 139H252V137H251ZM251 139H249V140H251ZM58 140V139H57ZM82 140V139H81ZM89 140V139H88ZM118 140V139H117ZM213 140V139H212ZM34 141V140H33ZM248 141V140H247ZM258 141V140H257ZM32 142V141H31ZM111 142V141H110ZM243 142V141H242ZM30 143V142H29ZM34 143V142H33ZM32 143V144H33ZM82 143H83V145L85 144L84 143V140L82 141ZM89 143V142H88ZM248 143V142H247ZM256 142H254V144H255ZM26 144H28V143H26ZM31 144V143H30ZM29 144V145H30ZM77 144V143H76ZM220 144H221V142H220ZM219 144V145H220ZM250 144H253L252 143V141L249 143V145ZM253 144V145H254ZM260 144V143H259ZM258 144V145H259ZM262 144V143H261ZM74 145V144H73ZM86 145V144H85ZM88 145V144H87ZM114 145V144H113ZM222 145H223V143H222ZM248 145V144H247ZM253 145H252V147H253ZM257 145V146H258ZM21 146V145H20ZM19 146V147H20ZM28 146V145H27ZM37 146V147H38ZM153 146H156V149L155 148H153ZM172 146V147H171ZM227 146V145H226ZM263 146V148H264V144L262 145ZM29 147H31V146H29ZM40 147H42V146H40ZM95 147V146H94ZM120 147H122L121 146V143H120ZM171 147V148H170ZM254 147H255V145H254ZM259 147V146H258ZM22 148V147H21ZM35 148V147H34ZM211 148V147H210ZM216 148V147H215ZM224 148V147H223ZM256 149H258L257 147H255ZM254 148V149H255ZM26 149L28 150V147H26ZM72 149V148H71ZM81 149V148H80ZM94 149V148H93ZM121 149V148H120ZM123 149V148H122ZM121 149V150H122ZM225 149V148H224ZM244 149V148H243ZM259 149H260V147H259ZM32 150H33V148H32ZM35 150V149H34ZM38 150V149H37ZM46 150V149H45ZM120 150V151H121ZM227 150H228V148H227ZM245 150H246V148H245ZM29 151V150H28ZM71 151V150H70ZM72 151H73V149H72ZM71 151V152H72ZM92 151V150H91ZM94 151V150H93ZM92 151V152H93ZM123 151V150H122ZM225 151V150H224ZM247 151V150H246ZM246 151H242V153L240 154V160H241V162L243 163L242 164V166L243 167H245L244 169H243V174H242V176L244 177V175H246L247 174V171H248V168H246V166L248 167L249 166V163H252V164H250V165H252L253 166V168H250V172H251V170L252 169H254V172H253V174H255L256 175V180H257V182H259V183H257L258 184V186H260L259 188H261L262 190H263V188H264V161L262 160V158H261V155H260V152H264V150L263 149H261L260 151H258V150H256V151H258V153L256 152V154L252 157V158H250L249 156H248V154H247V152ZM250 151H252V150H250ZM1 152V151H0ZM27 152V151H26ZM31 152V151H30ZM30 152H27V153H30ZM91 152V153H92ZM152 152H153V154H152ZM154 152L156 153L155 155H154ZM26 154V153H25ZM32 154V153H31ZM39 154V153H38ZM87 154V153H86ZM219 154V153H218ZM227 154V153H226ZM250 155V154H249ZM3 156V155H2ZM26 156V155H25ZM29 156V155H28ZM88 156V155H87ZM100 156H102V155H100V153L99 152H97V149H96V152H93V154H91V156L89 155L88 156V158H87V160H85L86 162H84V163H86L85 165L84 164H81V166H80V164H79V169H77V172H75L76 174H74V175H76V176H74V178L72 177V179H73V182L71 183V185L70 186H68L69 187V198L71 199V203H72V205H73V207H74V209L78 212V218L76 219L75 217H73V218H71L70 216H68V218H67V220H68V222H69V225H68V231L67 232H70V235H76L77 233L76 232H79L80 230L81 231H83V234H84V236L82 237L83 238V242L84 241H88L87 243H89V241L93 238V237H96V239L95 240H97V242L98 243H100L103 247H104V252H103V254H105V256H106V259L109 261V264H133V262H132V260H133V258H134V253H136L135 252V250L137 251V249H136V245L135 244H133L132 243V239L131 238H133L132 236L133 235H131L130 233V231H132V233H134V231L136 230H134V228H137V223H138V221H140L141 222V220L139 219V217H141V215H142V213H140L141 212V208L143 207V205H142V203H140V198H139V196L140 195H138L139 193H138V185L139 184H137V182H136V180L134 181V179H133V177H131L130 175H129V173H127V172H124V171H120V172H117V173H119L120 175L119 176H117V177H119L118 178V181H115V182H118L117 184H115L116 185V187L115 186H113L112 185V187H114L115 188V191H111L110 189H109V186H108V188L107 189H109V190H107V191H105L104 193L105 194H103V198H102V201L100 202V205H99V207L97 208V209H99V212L100 213H97L96 214V212H98V211H96V210H94L93 211V209H95V208H93L94 206V204H92V202H93V199H95L98 195H93V193L98 189V187H100V186H103L102 185V181L101 180H103V181H105V183L107 182V178H106V180H104V179H101V177H102V175H103V172L105 171V167L106 166H103V168H104V170L103 169H99L98 168V166L96 167V165L97 164H99L100 165V163H99V157ZM210 156H211V151H210V149L206 146V148H205V150H204V152L197 158V160L194 162V164H193V167L191 166V169L193 168V170H192V172H194L193 174V176L195 177V182L194 183H196V188L197 189H194L195 190V194H193V195H195V197H197L196 196V194L198 193V188H199V186L201 185V183H202V181H204L205 179H204V175H206V177H207V175L209 174V173H212L213 175H214V177L216 178V189H215V194H214V197H215V204H216V209H217V211H218V213H217V222H216V230H217V234L219 235V238L217 239L218 241H217V243H216V246H217V249H216V252H217V255H216V259H215V264H236V261H237V259L239 258V256H240V250H241V237L239 236V232H238V226H239V216H238V210H237V208H234L233 206H231L232 205V197H231V183H230V178L228 177V176H230L229 174H230V172L229 173H226V172H228L230 169L228 168L227 170L228 171H225L224 169H221V170H223V172L222 171H220V169H219V166H217L216 165V163H213L212 162V160H210ZM213 156V155H212ZM216 156V155H215ZM42 157H43V155H41V152H40V155H39V161H41V162H43V159H42ZM103 157H105V156H103ZM262 157H264V155H262ZM6 158V157H5ZM29 158V157H28ZM45 158V157H44ZM84 158V157H83ZM101 158V157H100ZM227 158H228V156H227ZM3 159V158H2ZM47 159V158H46ZM103 159V158H102ZM107 159V158H106ZM115 158H113V161H115L114 160ZM215 159V158H214ZM108 160V159H107ZM106 160V162H108ZM13 161V160H12ZM82 161V160H81ZM147 161H149V162H147ZM223 161V160H222ZM251 161V162H250ZM261 161H263V162H261ZM3 162V161H2ZM7 162V161H6ZM40 162V163H41ZM103 162V164H104V162L105 161H102ZM101 162V163H102ZM105 162V163H106ZM116 162V161H115ZM147 162V163H146ZM220 162V161H219ZM31 163V162H30ZM44 163V162H43ZM83 163V162H82ZM221 163V162H220ZM263 163V164H262ZM45 164V163H44ZM103 164H101V165H103ZM109 164V163H108ZM222 164V163H221ZM228 163H226V165H227ZM13 165V164H12ZM12 165H10V166H12ZM34 165V164H33ZM47 165V164H46ZM105 165H107V163L105 164ZM112 165V164H111ZM109 165L110 166V170H111V168H112V166H114V165H116V164H114V165ZM117 165H118V161H117ZM108 166V167H109ZM119 166V165H118ZM152 166H153V168H152ZM183 166V167H182ZM9 167V166H8ZM33 167V166H32ZM31 167V168H32ZM39 167V166H38ZM116 167V166H115ZM14 168V167H13ZM36 168V167H35ZM97 168L99 169V170H97ZM101 168V167H100ZM107 168V167H106ZM117 168V167H116ZM145 168V167H144ZM15 169V168H14ZM38 169V168H37ZM247 169V170H246ZM85 170H90L89 171V174L87 175V173H86V171ZM103 170V171H102ZM117 171L119 170V169H116ZM115 170V171H116ZM149 170V169H148ZM245 170V171H244ZM38 171V170H37ZM109 171V170H108ZM114 170H112V172H113ZM153 171V172H154ZM248 171V172H249ZM253 171V170H252ZM10 172H11V170H10ZM102 172V173H101ZM148 172V171H147ZM152 172V171H151ZM191 172V173H192ZM30 173H31V170H30ZM34 173H36V172H34ZM86 173V174H85ZM131 173V172H130ZM39 174V173H38ZM49 174H51V173H49ZM152 174V173H151ZM190 174V173H189ZM249 174H251V173H249ZM11 175V174H10ZM153 175V174H152ZM254 175V176H255ZM14 176V175H13ZM72 176V175H71ZM105 175H103V177H104ZM231 176H233V175H231ZM252 175H250V178H252L251 177ZM17 177L18 176H16L15 178L17 179ZM34 177V176H33ZM32 177V178H33ZM48 177H50V176H48ZM53 177V176H52ZM106 177V176H105ZM113 177V176H112ZM111 177V175H110V178H112ZM152 177V178H153ZM247 176H245V178H246ZM248 177H249V175H248ZM248 177H247V179H248ZM39 178V177H38ZM109 178V177H108ZM158 178H156V180H158ZM209 178V176L207 177V179ZM234 178V177H233ZM244 178V179H245ZM14 178H10L9 179V183H10V185H9V194H7L8 196H7V199H5V202H4V204L2 205L3 207H2V213L5 215V219H4V228L5 229H3V230H5L4 231V233L0 236V259H1V261H0V264H19L20 262H22L23 260V253L24 252H22L23 251V248L25 247V245H26V243L27 242H30L29 240H31L30 239V237L28 236V233H26L25 232V230H23V229H18L17 228V221H16V219L18 220V218L19 217H21V216H19V213L17 214L18 216L16 217L14 214H13V206L15 205V203L17 202V199L15 200L14 199V204H12V199L13 198H16L17 196H16V194H17V192H16V186H15V182L16 181H14L13 180ZM70 179H71V177H70ZM161 179V178H160ZM207 179L205 180L206 182H204L205 184H208L207 183ZM112 180H113V178H112ZM155 180V181H156ZM170 180H172V181H170ZM212 180V179H211ZM213 180H214V178H213ZM235 180V179H234ZM1 181V180H0ZM14 181V182H13ZM70 181V180H69ZM231 181H232V179H231ZM242 181V180H241ZM246 181H248V180H246ZM246 181H244V183L246 182ZM254 181V180H253ZM4 182V181H3ZM19 182H21V181H19ZM38 182V181H37ZM36 182V183H37ZM51 182V181H50ZM109 183L111 182V181H108ZM107 182V183H108ZM113 182V181H112ZM111 182V183H112ZM115 182H113V183H115ZM136 182V183H135ZM157 182H159V181H157ZM178 182H179V180H178ZM208 182H209V180H208ZM214 182V181H213ZM234 182V181H233ZM12 183H14V185L12 184ZM35 183V187L33 188V195H38V183L36 184ZM64 183V182H63ZM110 183V184H111ZM160 184H161V182H159ZM162 183H163V181H162ZM176 183V182H175ZM212 182L210 181V183L209 184H211ZM235 183V182H234ZM243 183V184H244ZM52 184V183H51ZM61 184V183H60ZM69 184V183H68ZM104 184V183H103ZM213 184V183H212ZM44 185V184H43ZM234 185V184H233ZM242 185V184H241ZM251 185V184H250ZM19 186V185H18ZM104 186H106L105 184H104ZM193 186H195V185H193ZM208 186H210V185H208ZM207 186V187H208ZM214 186V185H213ZM39 187H41L40 185H39ZM67 187V186H66ZM67 187V188H68ZM140 187V186H139ZM185 187H186V185H185ZM204 187V186H203ZM206 187V186H205ZM255 187V186H254ZM1 188V187H0ZM15 188V189H14ZM47 188H48V186H47ZM164 188V187H163ZM200 188H202V187H200ZM245 188V187H244ZM113 189V188H112ZM261 189H259V191L261 190ZM2 190V189H1ZM7 190V189H6ZM5 190V191H6ZM58 190V189H57ZM61 190V189H60ZM193 190V191H194ZM201 190V189H200ZM200 190H199V192H200ZM203 190H204V188H203ZM214 190V189H213ZM235 190V189H234ZM97 191H99V189L97 190ZM97 191L95 192V194L97 193ZM101 191V190H100ZM209 191H211L210 189L208 190V192L207 193H209ZM258 191V192H259ZM264 191V190H263ZM261 192V194H260V197H262V195H263V193L264 192ZM43 192V191H42ZM63 192V191H62ZM184 192H186V191H180V193H179V195H180V197H177L178 198V200L177 201H174L175 202V204H179L178 206H180V204H181V207H182V201H183V199H182V197H184L185 195V193ZM204 192H205V190H204ZM242 192V191H241ZM254 192V191H253ZM21 193V192H20ZM44 193V192H43ZM251 193V192H250ZM255 193V192H254ZM45 194H46V192H45ZM50 194V193H49ZM98 194V193H97ZM100 194V193H99ZM187 194V193H186ZM246 194H247V191H246ZM245 194V195H246ZM253 194V193H252ZM32 195V196H33ZM43 195V194H42ZM51 195V194H50ZM178 195V196H179ZM182 195H184V196H182ZM199 195V194H198ZM242 195V194H241ZM16 196V197H15ZM56 196V195H55ZM200 196H201V194H200ZM251 196V195H250ZM249 196V194L246 196V200L247 201H250V200H252L251 199V197ZM256 196V195H255ZM259 196V195H258ZM258 196H257V198H258ZM264 196V195H263ZM34 197V196H33ZM32 197V198H33ZM59 197V196H58ZM62 197V196H61ZM64 197V196H63ZM95 197V198H94ZM187 197V196H186ZM185 197V198H186ZM194 197V196H193ZM207 197V196H206ZM243 197V196H242ZM37 198V197H36ZM45 198H46V196H45ZM234 198V197H233ZM256 198V197H255ZM41 199V198H40ZM43 199V198H42ZM57 199V198H56ZM61 199V198H60ZM100 199V198H99ZM99 199L97 198V201H99ZM194 199V198H193ZM200 199V198H199ZM207 199V198H206ZM214 199V198H213ZM260 198H258V199H256V200H259ZM262 199H264V197L262 198ZM38 200H39V198H38ZM55 200V199H54ZM235 200V199H234ZM22 201V200H21ZM51 201V200H50ZM56 201V200H55ZM66 201V200H65ZM64 201V202H65ZM96 201V202H97ZM194 201V200H193ZM197 201V200H196ZM259 201H261V200H259ZM38 202H40V201H38ZM177 202V203H176ZM198 202H199V200H198ZM209 201L207 200V203H208ZM262 202V201H261ZM264 202V201H263ZM41 203V202H40ZM47 203V202H46ZM69 203V202H68ZM95 203V202H94ZM155 203V202H154ZM209 203H211V202H209ZM244 203V202H243ZM246 203V202H245ZM253 203V202H252ZM44 204V203H43ZM70 204V203H69ZM144 204V203H143ZM185 204V203H184ZM215 204H214V206H215ZM237 204V203H236ZM235 204V205H236ZM256 204V206H257V203H255ZM17 205H18V203H17ZM33 205V204H32ZM66 205V204H65ZM65 205H63V206H65ZM98 205V204H97ZM96 204H95V206H97ZM141 205H142V207H141ZM200 205V204H199ZM202 205V204H201ZM244 205V204H243ZM250 205H251V203H250ZM260 205V204H259ZM45 206H46V204H45ZM208 206V205H207ZM17 207V206H16ZM15 207V208H16ZM21 207H22V205H21ZM33 207V206H32ZM59 207H60V205H59ZM13 208V209H12ZM39 207H37L36 209H38ZM42 208V207H41ZM55 208H57L58 209V207H55V202H51V204H50V210H48L49 212H48V220L50 221V223L51 222H53V223H51V224H53V225H55L56 224V222L58 221V217L57 216H59V213H61V211L56 215V213H55V211H56V209ZM65 208H67V207H64V209ZM69 208H70V206H69ZM144 208V207H143ZM210 208V207H209ZM253 208V207H252ZM40 209V208H39ZM73 209V208H72ZM73 209V210H74ZM92 209V210H91ZM153 209H155V208H153ZM167 209V208H166ZM165 209V212L166 213H168L169 211L168 210H166ZM212 209V208H211ZM254 209V208H253ZM259 209V208H258ZM15 210V209H14ZM55 210V211H54ZM73 210H67L68 212L70 211V213L73 211ZM208 211H210L209 209H207ZM237 210V211H236ZM39 211V210H38ZM43 211V210H42ZM144 211V210H143ZM202 211V210H201ZM251 211V210H250ZM253 211V210H252ZM16 212V211H15ZM67 212V213H68ZM22 213H24V212H22ZM39 213V212H38ZM66 213V212H65ZM66 213V216L68 215ZM69 213V214H70ZM125 213H127V214H129L128 215V217L129 218H131V220H130V222L128 223L127 221L124 223V224H122V226L120 227V228H118V230H119V233H118V236H116L114 233V235L116 236H113L112 235V229H111V227H109V226H106V225H104V223H106V222H108V221H110V223L112 224L111 226H116L117 225V227H118V223L120 222V220L123 218V215L125 214ZM155 213H156V211H155ZM184 213V212H183ZM208 212H204L203 213V215L201 214L198 218V220H199V223H200V225H198V223H197V225L198 226H201L200 227V231H201V233H200V231L199 232H197V233H200V237L203 239V244H206L207 242H210L209 240H210V238L212 237L210 234H212V231L211 230H209V228H210V226L212 225H210V223L209 222H211V221H208V218L207 217H209L208 216V214H207ZM258 213V212H257ZM264 213V212H263ZM41 214V213H40ZM45 214V213H44ZM77 214V213H76ZM100 214V215H99ZM157 214V213H156ZM251 214V213H250ZM255 214V213H254ZM23 215H25V214H23ZM74 214H72V216H73ZM181 215V214H180ZM257 215V214H256ZM259 215V214H258ZM2 216V215H1ZM37 216V215H36ZM61 216V215H60ZM65 216V217H66ZM159 216V215H158ZM212 216V215H211ZM262 216H263V214H262ZM27 218V217H26ZM25 218V219H26ZM59 218H61V217H59ZM75 218V219H74ZM143 218V217H142ZM183 217H181V219H182ZM254 218V217H253ZM181 219H177V222L174 224V228H173V236H172V244L171 245H173L172 247H173V251H171L172 253H171V256H169V258L171 257L172 259L171 260H173V259H175L176 257H175V255H176V250L175 249H177L176 248V246H177V244H178V242L182 239L181 238V236L182 235H184L183 234V231H186V230H183V225H184V223H183V221L181 220ZM22 220V219H21ZM42 220V219H41ZM211 220V219H210ZM26 221V220H25ZM47 221V220H46ZM60 221V220H59ZM215 221V220H214ZM2 222V221H1ZM187 222V221H186ZM198 222V221H197ZM244 222H245V220H244ZM47 223V222H46ZM49 223V224H50ZM58 223V222H57ZM62 223V222H61ZM121 223V222H120ZM119 223V224H120ZM17 224V225H16ZM103 226H102V225ZM108 224V223H107ZM149 224V223H148ZM158 224L160 225L159 226V233H161L162 232V230L165 228V226L163 225L162 226V221H158ZM245 224V223H244ZM25 225V224H24ZM27 225H29V224H27ZM43 225V224H42ZM53 225H52V227H53ZM173 225V224H172ZM19 226H20V224H19ZM48 226V225H47ZM51 226V225H50ZM59 226H61V224H59ZM30 227V226H29ZM63 227V226H62ZM186 227V226H185ZM245 227H246V225H245ZM57 228V227H56ZM114 228V227H113ZM25 229V228H24ZM27 229V228H26ZM29 229V228H28ZM27 229V230H28ZM46 229V228H45ZM185 229V228H184ZM57 230V229H56ZM77 230H79V231H77ZM114 230H116V227H115V229ZM118 230H116V231H118ZM139 230V229H138ZM154 230V229H153ZM152 230V231H153ZM197 230H198V228H197ZM29 231H31V229L29 230ZM62 231V230H61ZM137 231V230H136ZM135 231V232H136ZM143 231V230H142ZM151 231V230H150ZM34 232V231H33ZM47 232H48V230H47ZM53 232V231H52ZM60 232V231H59ZM45 233V232H44ZM54 233H56V232H54ZM58 233V232H57ZM74 233H76V234H74ZM82 233V232H81ZM140 233V232H139ZM185 233V232H184ZM46 234V233H45ZM48 234V233H47ZM153 234V233H152ZM262 234H264V232H262ZM54 235H56V234H54ZM66 235V234H65ZM64 235V236H65ZM130 235H131V237H130ZM135 235V234H134ZM137 235L139 236V234L137 233ZM47 236H49V234L47 235ZM63 235H61V233L59 234V235H57V237H56V239H55V243H54V246H53V252L52 253H54L55 255H57L58 254V252H59V250H60V248H62L61 247V244H62V237ZM63 236V237H64ZM69 236V235H68ZM37 237V236H36ZM35 237V238H36ZM77 237V236H76ZM75 237V238H76ZM79 237V236H78ZM218 237V236H217ZM264 236H262V242L264 241L263 238ZM44 238V237H43ZM52 238H53V236H52ZM72 238H73V236H72ZM184 238H185V236H184ZM199 238V237H198ZM32 239H34V238H32ZM47 239H49L48 237H47ZM51 239V238H50ZM63 239H65V237L63 238ZM74 239V238H73ZM135 239V238H134ZM138 239V238H137ZM152 239V238H151ZM261 239V238H260ZM45 240V239H44ZM66 240H69V239H66ZM65 240V241H66ZM75 241H76V239H74ZM141 240V239H140ZM184 240V239H183ZM199 240V243L200 244H202L201 242H200V239H198ZM35 241V240H34ZM49 241V240H48ZM47 241V242H48ZM80 241V240H79ZM197 241V240H196ZM193 242L194 244H193V246H192V248L188 251V258L185 260L186 262H185V264H194L193 263V260H195V262H196V264H205V259H206V257L204 256V251L205 250H203V248H205L204 246H201L200 244H198V242ZM46 242V241H45ZM259 242H260V240H259ZM66 243V242H65ZM90 243H92V241L90 242ZM89 243V244H90ZM135 243H136V241H135ZM181 243V242H180ZM183 243V242H182ZM212 243V242H211ZM70 244V243H69ZM75 244V243H74ZM264 244V243H263ZM261 242H260V244H259V246L260 247H258V248H260V249H258L257 250V252H258V254L261 256V255H263L264 254V245H263ZM53 245V244H52ZM64 245V244H63ZM77 245H79V244H77ZM210 245V244H209ZM27 246V245H26ZM74 246V245H73ZM84 246V245H83ZM91 246V245H90ZM93 246V245H92ZM100 246V245H99ZM102 246L100 247V248H102ZM206 246V245H205ZM42 247H43V245H42ZM64 247V246H63ZM71 247V246H70ZM79 247V246H78ZM94 247V246H93ZM149 247V246H148ZM178 247V246H177ZM203 247V248H202ZM26 248V247H25ZM34 248V247H33ZM75 248V247H74ZM99 248V247H98ZM138 248V247H137ZM29 249V248H28ZM32 249V248H31ZM70 249V248H69ZM25 250V249H24ZM63 250V249H62ZM70 250H72V248L70 249ZM78 250V249H77ZM124 250V251H123ZM47 251H48V249H47ZM74 251V250H73ZM73 251H72V254H73ZM84 251V250H83ZM88 251V250H87ZM94 251H95V249H94ZM215 251V250H214ZM248 251V250H247ZM28 252H29V250H28ZM36 252V251H35ZM65 253H66V251H64ZM75 252V251H74ZM92 252V251H91ZM250 252H251V249H250ZM249 252V253H250ZM27 253V252H26ZM48 253V252H47ZM65 253H64V255H65ZM178 253V252H177ZM39 254V253H38ZM61 254V253H60ZM59 254V255H60ZM70 254V253H69ZM71 254V255H72ZM76 254V253H75ZM77 254H78V252H77ZM82 254V253H81ZM84 254V253H83ZM90 254V253H89ZM102 254V253H101ZM213 254V253H212ZM24 255H26V254H24ZM55 255H53L54 256V259H56L57 261H60L61 260V258H60V260H59V258H55ZM63 255V254H62ZM86 255V254H85ZM249 255V254H248ZM248 255L246 256V258L247 259H250V258H248ZM34 256V255H33ZM75 256V255H74ZM73 256V257H74ZM81 256V255H80ZM79 256V257H80ZM123 256V258H121ZM193 256H194V258H193ZM251 256V255H250ZM258 256V255H257ZM264 256V255H263ZM49 257V256H48ZM57 257H58V255H57ZM76 257V256H75ZM78 257V256H77ZM83 257V256H82ZM173 257H175V258H173ZM205 257V258H204ZM53 258V257H52ZM87 258V257H86ZM105 258V257H104ZM168 258V259H169ZM26 259V258H25ZM24 259V260H25ZM36 259V258H35ZM54 259H52V262H53V260ZM73 259V258H72ZM71 259V260H72ZM88 259V258H87ZM28 260V259H27ZM32 260V259H31ZM63 260H64V258H63ZM78 260H80V258L78 259ZM106 260V261H107ZM170 260V261H171ZM35 261V260H34ZM34 261H33V263H34ZM82 261V260H81ZM80 261V262H81ZM83 261H85V260H83ZM82 261V262H83ZM90 261V260H89ZM29 262H31L30 261V259H29V261H28V263ZM67 262V261H66ZM74 262V261H73ZM75 262H76V259H75ZM132 262V263H131ZM32 263V262H31ZM32 263V264H33ZM44 263V262H43ZM84 263V262H83ZM92 263V262H91ZM97 263V262H96ZM168 263H169V261H168ZM176 263V262H175ZM34 264H36V263H34ZM45 264V263H44ZM55 264V263H54ZM60 264V263H59ZM75 264V263H74ZM82 264V263H81ZM84 264H86V263H84ZM89 264V263H88ZM103 264V263H102Z\"/></svg>",
    "mask_w": 264,
    "mask_h": 264
}]
</instances>
